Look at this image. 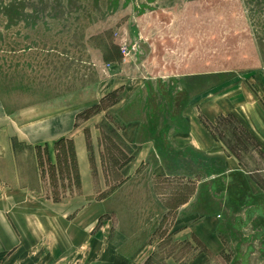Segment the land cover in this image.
Returning a JSON list of instances; mask_svg holds the SVG:
<instances>
[{
	"label": "rangeland",
	"instance_id": "1",
	"mask_svg": "<svg viewBox=\"0 0 264 264\" xmlns=\"http://www.w3.org/2000/svg\"><path fill=\"white\" fill-rule=\"evenodd\" d=\"M263 68L264 0H0V96L19 110L44 99L92 105L78 127L94 174L88 194L57 170L54 187L41 151L44 196L8 213L19 244L0 264H264V194L255 199L245 180L263 156L235 115H202L207 89L229 81L255 88ZM195 96L189 111L240 158L244 172L233 175L229 191L213 183L211 197L201 185L191 207L178 212L208 159L195 154V164L181 163L161 143L169 176L144 165L129 182L122 169L133 151L122 129L134 120L145 133L168 127L176 104ZM192 173L195 181L187 179Z\"/></svg>",
	"mask_w": 264,
	"mask_h": 264
},
{
	"label": "crops",
	"instance_id": "2",
	"mask_svg": "<svg viewBox=\"0 0 264 264\" xmlns=\"http://www.w3.org/2000/svg\"><path fill=\"white\" fill-rule=\"evenodd\" d=\"M203 94V117L213 121L222 115H235L255 141L256 149L264 159V68L255 71V88L246 83L229 81L211 87ZM14 98L16 100V96H12L11 100ZM195 98L196 96L191 98L184 107H178L176 104L173 110L175 119L168 127L152 125V130L145 133L146 126L142 121L134 120L122 129L124 147L133 151L131 159L122 169L125 180L129 182L144 165H151L159 176H169L167 163L159 157L161 143L167 147V151L171 150L170 153L175 152L176 159H180L181 163L195 164V154L208 159L207 170L204 165V174L198 175L200 180L197 190L190 196L191 199L181 205L178 212L191 207L192 202L200 195L201 185L210 186L208 196L211 197L213 183L225 182L226 186L228 185V188H225L229 191V187L234 183L233 175L244 172L240 158L229 151L225 142L214 136L211 129L203 123L200 114L189 111L188 106ZM63 99L67 100L66 93L59 98L60 101ZM44 100L42 106L38 104L21 108L20 110L25 112L20 114L19 109L9 106L7 98L0 96V256L19 244V234L8 213L17 211L26 198L44 196L40 192L42 175L37 146H48L52 152L58 140L73 139L83 195L88 194L91 185L94 186L93 163L87 136L85 131L78 127L79 117L92 105H64L63 102L53 103L52 99ZM179 121H182L184 126L181 127ZM91 133L93 139L98 142L99 134H94L92 129ZM212 159H220L221 162L212 164ZM262 161L256 162L255 171L252 170L251 176L245 178L247 187L255 188V199L264 194V179L259 176L264 177V160ZM216 164H220L219 173L212 174V167L218 166ZM187 175V179L192 181L198 177L196 173ZM227 191L223 192L225 197L228 195ZM216 194L222 195V192ZM206 219L201 217L199 223L205 222Z\"/></svg>",
	"mask_w": 264,
	"mask_h": 264
},
{
	"label": "trees",
	"instance_id": "3",
	"mask_svg": "<svg viewBox=\"0 0 264 264\" xmlns=\"http://www.w3.org/2000/svg\"><path fill=\"white\" fill-rule=\"evenodd\" d=\"M41 151L48 155V162L51 169V179L54 187L57 186L56 171L61 175V180L68 181L69 186L81 189V176L79 172L77 154L75 149L74 140L71 138H62L54 144V156L56 164L53 163L52 153L48 146H37V157L40 169L42 170V178L45 177L44 162L42 159ZM54 171V172H53ZM63 197L54 192L53 199L56 202L62 200Z\"/></svg>",
	"mask_w": 264,
	"mask_h": 264
},
{
	"label": "flooded vegetation",
	"instance_id": "4",
	"mask_svg": "<svg viewBox=\"0 0 264 264\" xmlns=\"http://www.w3.org/2000/svg\"><path fill=\"white\" fill-rule=\"evenodd\" d=\"M260 209L258 208V209H256L255 210V208L254 209H252V210H250V212H249V217H250V215H251V213H256L257 211H259ZM259 212H261V211H259Z\"/></svg>",
	"mask_w": 264,
	"mask_h": 264
},
{
	"label": "built area",
	"instance_id": "5",
	"mask_svg": "<svg viewBox=\"0 0 264 264\" xmlns=\"http://www.w3.org/2000/svg\"><path fill=\"white\" fill-rule=\"evenodd\" d=\"M123 52H124V55L128 53V48H126V46L123 47Z\"/></svg>",
	"mask_w": 264,
	"mask_h": 264
}]
</instances>
